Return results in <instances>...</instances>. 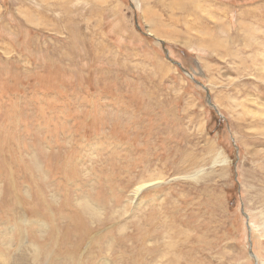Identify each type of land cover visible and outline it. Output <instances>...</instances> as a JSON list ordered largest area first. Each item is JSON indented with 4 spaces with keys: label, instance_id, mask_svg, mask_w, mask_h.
I'll list each match as a JSON object with an SVG mask.
<instances>
[{
    "label": "rangeland",
    "instance_id": "374dc122",
    "mask_svg": "<svg viewBox=\"0 0 264 264\" xmlns=\"http://www.w3.org/2000/svg\"><path fill=\"white\" fill-rule=\"evenodd\" d=\"M19 242L264 264V0H0L6 264Z\"/></svg>",
    "mask_w": 264,
    "mask_h": 264
},
{
    "label": "bare ground",
    "instance_id": "6f19581e",
    "mask_svg": "<svg viewBox=\"0 0 264 264\" xmlns=\"http://www.w3.org/2000/svg\"><path fill=\"white\" fill-rule=\"evenodd\" d=\"M175 6V5H174ZM150 185V184H149ZM145 186V185H144ZM137 189L138 190H140L141 188H140V186H138L137 187ZM2 245V244H1ZM5 246V245H4ZM5 247H8V246H5ZM7 249H9V248H7ZM20 249H22V251L20 250ZM57 249V248H56ZM18 250H20V252L15 256V257H13V263L12 264H24V262H25V258H24V253H22L23 252V244H22V242H19V244L17 243V248H16V251H18ZM9 251H10V249H9ZM4 252H6V251H4ZM11 252V254L13 255V252L12 251H10ZM7 255V254H6ZM11 256V255H10ZM4 257V256H3ZM1 255H0V260H2V261H0V264H6L7 263V261L5 260V258H3ZM9 260H11V258H8V263H9ZM33 261H36V257L33 259Z\"/></svg>",
    "mask_w": 264,
    "mask_h": 264
}]
</instances>
